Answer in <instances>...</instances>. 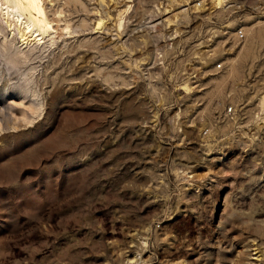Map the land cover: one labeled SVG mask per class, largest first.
Instances as JSON below:
<instances>
[{"label":"rangeland","instance_id":"obj_1","mask_svg":"<svg viewBox=\"0 0 264 264\" xmlns=\"http://www.w3.org/2000/svg\"><path fill=\"white\" fill-rule=\"evenodd\" d=\"M42 1L64 35L0 10V264H264V0Z\"/></svg>","mask_w":264,"mask_h":264},{"label":"bare ground","instance_id":"obj_2","mask_svg":"<svg viewBox=\"0 0 264 264\" xmlns=\"http://www.w3.org/2000/svg\"><path fill=\"white\" fill-rule=\"evenodd\" d=\"M14 1L16 4L15 7L11 8V5L8 4L9 3V0H8V3L6 2V3L0 4V10H4L6 14H9V13L13 14L15 11L16 14L14 15V17L17 16V21H20L21 15L27 12L29 14V17L26 21L27 30H29L31 26H34L36 28L38 27V29L40 28V30L44 29V32H49V33L52 32L53 29H55L59 37L64 35L63 31L61 30H60L61 32L58 31V29H60L59 28L60 24H58L60 22V19H58L56 16L55 18L57 19L51 17V12H50L51 10L46 9V7L45 8L43 7L44 3L41 4L42 0H14ZM224 1L226 0H215L217 4H222ZM54 22L55 24H53ZM101 23H102V20L99 21L98 25H101ZM67 27L69 28V24L68 26H66V28ZM36 31L37 29H35L33 32H36ZM39 35L40 34H38V36Z\"/></svg>","mask_w":264,"mask_h":264},{"label":"built area","instance_id":"obj_3","mask_svg":"<svg viewBox=\"0 0 264 264\" xmlns=\"http://www.w3.org/2000/svg\"><path fill=\"white\" fill-rule=\"evenodd\" d=\"M236 35H237L238 39H242L244 37V31H243V29L242 28H239L236 31ZM216 66L217 67H221V63L220 62H217ZM229 109H231V108L229 107Z\"/></svg>","mask_w":264,"mask_h":264}]
</instances>
